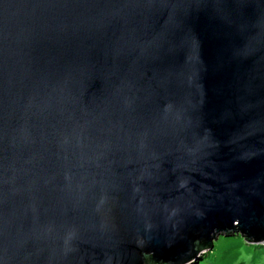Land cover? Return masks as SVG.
<instances>
[{
  "label": "water",
  "instance_id": "1",
  "mask_svg": "<svg viewBox=\"0 0 264 264\" xmlns=\"http://www.w3.org/2000/svg\"><path fill=\"white\" fill-rule=\"evenodd\" d=\"M264 243V0H0V264H188Z\"/></svg>",
  "mask_w": 264,
  "mask_h": 264
},
{
  "label": "rangeland",
  "instance_id": "2",
  "mask_svg": "<svg viewBox=\"0 0 264 264\" xmlns=\"http://www.w3.org/2000/svg\"><path fill=\"white\" fill-rule=\"evenodd\" d=\"M264 264V243H252L240 234L221 235L212 248L188 264Z\"/></svg>",
  "mask_w": 264,
  "mask_h": 264
},
{
  "label": "trees",
  "instance_id": "3",
  "mask_svg": "<svg viewBox=\"0 0 264 264\" xmlns=\"http://www.w3.org/2000/svg\"><path fill=\"white\" fill-rule=\"evenodd\" d=\"M240 264H243V263H240Z\"/></svg>",
  "mask_w": 264,
  "mask_h": 264
}]
</instances>
